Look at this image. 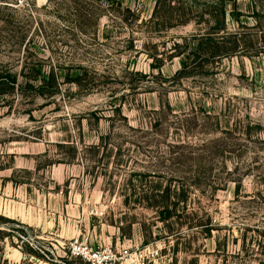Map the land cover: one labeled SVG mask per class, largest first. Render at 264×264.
<instances>
[{
	"label": "rangeland",
	"instance_id": "rangeland-1",
	"mask_svg": "<svg viewBox=\"0 0 264 264\" xmlns=\"http://www.w3.org/2000/svg\"><path fill=\"white\" fill-rule=\"evenodd\" d=\"M218 1L0 0V214L52 218L0 264H264V0Z\"/></svg>",
	"mask_w": 264,
	"mask_h": 264
},
{
	"label": "built area",
	"instance_id": "built-area-1",
	"mask_svg": "<svg viewBox=\"0 0 264 264\" xmlns=\"http://www.w3.org/2000/svg\"><path fill=\"white\" fill-rule=\"evenodd\" d=\"M18 5H29L32 0H15ZM66 251L70 262L81 261L85 264H143V254L139 250L133 252L124 246H113L111 243L92 245L78 237L66 243Z\"/></svg>",
	"mask_w": 264,
	"mask_h": 264
},
{
	"label": "crops",
	"instance_id": "crops-1",
	"mask_svg": "<svg viewBox=\"0 0 264 264\" xmlns=\"http://www.w3.org/2000/svg\"><path fill=\"white\" fill-rule=\"evenodd\" d=\"M4 217H6V215ZM7 218L16 220L20 222V224H23L28 227L31 226L38 228L39 230H41V232L47 230L52 222V218L44 214V211H42L41 209L38 211H32L31 208L13 210L9 214H7Z\"/></svg>",
	"mask_w": 264,
	"mask_h": 264
},
{
	"label": "trees",
	"instance_id": "trees-1",
	"mask_svg": "<svg viewBox=\"0 0 264 264\" xmlns=\"http://www.w3.org/2000/svg\"><path fill=\"white\" fill-rule=\"evenodd\" d=\"M219 3V9H220V13L221 15H225V10H224V0H219L218 1ZM229 53H215V55H228ZM264 54V53H263ZM160 214H162L161 216V220H165L167 218H169L171 216L170 212L167 210L166 207H164L162 209V211H160ZM164 214V215H163ZM0 219L3 220V221H10V222H14L12 219H9L7 217H4L2 215H0Z\"/></svg>",
	"mask_w": 264,
	"mask_h": 264
}]
</instances>
